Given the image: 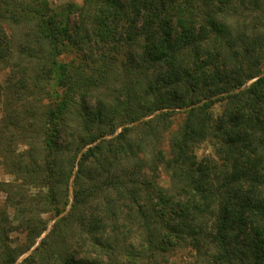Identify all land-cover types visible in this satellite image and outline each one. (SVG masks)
<instances>
[{
    "label": "trees",
    "instance_id": "trees-1",
    "mask_svg": "<svg viewBox=\"0 0 264 264\" xmlns=\"http://www.w3.org/2000/svg\"><path fill=\"white\" fill-rule=\"evenodd\" d=\"M1 70L0 264H264V0H0Z\"/></svg>",
    "mask_w": 264,
    "mask_h": 264
},
{
    "label": "rangeland",
    "instance_id": "rangeland-1",
    "mask_svg": "<svg viewBox=\"0 0 264 264\" xmlns=\"http://www.w3.org/2000/svg\"><path fill=\"white\" fill-rule=\"evenodd\" d=\"M53 4L55 7H58L59 9L64 8L66 5H71V4H81L83 0H52ZM6 78L5 71L1 70L0 71V82H3ZM199 157H202L204 154L211 152V148L208 146V144L202 145L197 149ZM0 179H8V176L4 175L3 172H0ZM166 180V174H162V183H165ZM4 200V195L0 196V203L3 202ZM16 235V234H15ZM22 239V237H21ZM24 256L20 258V260L23 259ZM186 259L185 256H182V254L174 256L169 264H185Z\"/></svg>",
    "mask_w": 264,
    "mask_h": 264
}]
</instances>
